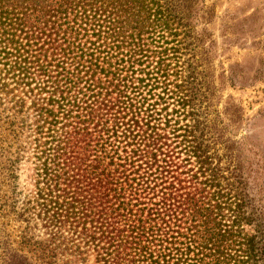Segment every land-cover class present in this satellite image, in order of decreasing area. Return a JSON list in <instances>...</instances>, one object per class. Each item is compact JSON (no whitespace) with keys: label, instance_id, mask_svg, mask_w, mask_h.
Masks as SVG:
<instances>
[{"label":"trees","instance_id":"16d2710c","mask_svg":"<svg viewBox=\"0 0 264 264\" xmlns=\"http://www.w3.org/2000/svg\"><path fill=\"white\" fill-rule=\"evenodd\" d=\"M212 16L0 0V264H264V153L222 103Z\"/></svg>","mask_w":264,"mask_h":264},{"label":"rangeland","instance_id":"374dc122","mask_svg":"<svg viewBox=\"0 0 264 264\" xmlns=\"http://www.w3.org/2000/svg\"><path fill=\"white\" fill-rule=\"evenodd\" d=\"M205 3L213 8L207 27L214 41L216 72L223 79L222 103L230 101L243 109L237 117L238 133H246L264 153V0Z\"/></svg>","mask_w":264,"mask_h":264}]
</instances>
